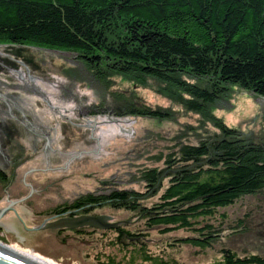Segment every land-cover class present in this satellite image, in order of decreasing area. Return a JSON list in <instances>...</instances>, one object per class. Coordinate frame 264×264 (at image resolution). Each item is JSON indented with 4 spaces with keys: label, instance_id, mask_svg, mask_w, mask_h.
Returning <instances> with one entry per match:
<instances>
[{
    "label": "trees",
    "instance_id": "trees-1",
    "mask_svg": "<svg viewBox=\"0 0 264 264\" xmlns=\"http://www.w3.org/2000/svg\"><path fill=\"white\" fill-rule=\"evenodd\" d=\"M0 46L8 55L1 64L14 71L18 61L39 70L26 48L77 55L101 98L91 114L158 122H176L182 112L199 117L198 126L165 139L166 153L139 172L144 191L90 194L55 215H92L108 205L134 214L145 237L189 234L171 246L216 251L213 264H264V131L246 134L215 113L234 89L264 99V0H0ZM116 78L132 87L114 89ZM137 89L179 110L153 107ZM0 181L9 183L2 174ZM247 198L262 205L232 223H212L219 210ZM109 232L120 244L133 238L146 264H178L146 255L139 234ZM234 239L251 247L242 255L230 246Z\"/></svg>",
    "mask_w": 264,
    "mask_h": 264
},
{
    "label": "rangeland",
    "instance_id": "rangeland-1",
    "mask_svg": "<svg viewBox=\"0 0 264 264\" xmlns=\"http://www.w3.org/2000/svg\"><path fill=\"white\" fill-rule=\"evenodd\" d=\"M6 49L0 46L1 59L8 58ZM26 49L38 71L22 61L15 71L0 62V174L9 181H0V212L10 209L0 221V243L54 264H107L109 258L117 264H131L134 255L136 264H146L136 252L133 238L121 242L124 248L109 230L88 228L80 236L76 231L84 228L64 229L67 231L59 235L58 230L46 229L45 224L84 216L78 212L58 218L52 212L84 196L144 191L139 172L155 166L150 159L159 151L166 153L169 141L165 139L175 137L187 125L198 126L199 117L182 112L176 122H158L91 114L101 98L77 55ZM114 81V89L132 87L122 79ZM137 92L153 107L179 110L151 90ZM215 113L230 128L246 134L264 131V99L253 94L234 89ZM9 133H14L12 138ZM258 202L247 198L219 210L212 223H232L262 205ZM11 203L17 204L11 207ZM90 216L109 217L111 224L120 223L119 228L132 237H145L142 224L130 212L101 205L94 207ZM146 235L145 254L156 259L178 264H213L220 259L216 251L201 253L189 246L172 247L177 244L174 241L189 236L184 232ZM230 246L242 255L251 247L237 239Z\"/></svg>",
    "mask_w": 264,
    "mask_h": 264
},
{
    "label": "water",
    "instance_id": "water-1",
    "mask_svg": "<svg viewBox=\"0 0 264 264\" xmlns=\"http://www.w3.org/2000/svg\"><path fill=\"white\" fill-rule=\"evenodd\" d=\"M24 65V63H22ZM25 66V65H24ZM17 203H11L14 207ZM10 209L6 208L0 212V221ZM109 217L84 215L75 218H61L53 223L45 224L46 229L52 230H78L82 228H94L99 230L118 229L120 223L111 224ZM0 264H37L34 261L20 255L14 250L0 244Z\"/></svg>",
    "mask_w": 264,
    "mask_h": 264
},
{
    "label": "flooded vegetation",
    "instance_id": "flooded-vegetation-1",
    "mask_svg": "<svg viewBox=\"0 0 264 264\" xmlns=\"http://www.w3.org/2000/svg\"><path fill=\"white\" fill-rule=\"evenodd\" d=\"M57 210V209H56ZM55 210V211H56ZM55 211H52L53 212V214H54V216L55 217H58V218H60V217H63V216H67V215H69V217H72V216H74L75 214H78V212L79 211H76V210H69V211H67L66 213H62V214H60V215H55ZM73 211H74V213H73ZM87 229L88 228H84L83 230H78V231H76V232H80V233H84V232H86L87 231ZM92 231H98L99 229H91ZM67 230H58V234L60 235V234H63V233H65Z\"/></svg>",
    "mask_w": 264,
    "mask_h": 264
},
{
    "label": "bare ground",
    "instance_id": "bare-ground-1",
    "mask_svg": "<svg viewBox=\"0 0 264 264\" xmlns=\"http://www.w3.org/2000/svg\"><path fill=\"white\" fill-rule=\"evenodd\" d=\"M1 244V243H0ZM5 246V245H4ZM8 248H10V247H8ZM11 249V248H10ZM13 250V249H12ZM15 252H17V253H19L20 255H22V256H24V257H26V258H28V259H30V260H32V261H34L35 263H37V264H54V263H52V262H49V261H46V260H44V259H40V258H37V257H33V256H31L30 254H27V253H22V252H19V251H16V250H14Z\"/></svg>",
    "mask_w": 264,
    "mask_h": 264
}]
</instances>
